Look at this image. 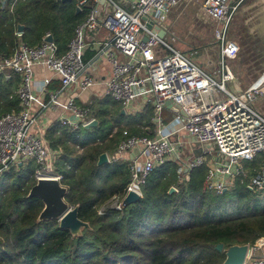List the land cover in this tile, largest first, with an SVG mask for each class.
Masks as SVG:
<instances>
[{
    "label": "built area",
    "instance_id": "built-area-1",
    "mask_svg": "<svg viewBox=\"0 0 264 264\" xmlns=\"http://www.w3.org/2000/svg\"><path fill=\"white\" fill-rule=\"evenodd\" d=\"M75 0L82 11L89 5L84 17L74 26L73 34L63 52L50 31H45L38 44L30 45L21 39L22 31L15 30L18 44L10 55L0 52V72L12 71L20 76L14 93L18 108L0 114V175L23 163L33 161L39 166L34 177L55 178L54 162L61 148L46 147L36 133L30 131L37 115L45 108L61 110L58 122L65 129H77L93 121L95 117L86 106L76 103L75 97L60 99V93L74 87L78 93L96 84L86 68L82 56L87 36L99 28L108 31L100 52L111 66L110 76L103 81L105 95L129 109L140 98L142 108L152 106L153 136L132 135L122 139L111 160L127 162L130 181L123 194L114 195L98 207L100 215L108 210H122L125 196L136 192L148 174L166 161L179 165L180 179L189 180V172L206 166L203 179L205 190L221 193L233 188L248 176L245 162L257 155H264V115L254 107V102L264 93V80L252 82L239 89L228 60L234 59L240 50L236 40L228 36L230 23L241 0H204L201 13L213 23V37L219 45L220 61L217 75L194 62L171 46L166 35L173 34L160 26L181 0ZM157 24L165 30L159 37L147 23ZM52 38L51 40L49 38ZM146 37V40L144 38ZM118 51L123 60H119ZM41 65L58 76L60 88L49 94L46 103H40L39 111L35 90L40 94L49 79H44L37 89L34 85V66ZM229 84V87H227ZM170 100L177 111L166 108ZM172 113V120L164 122L163 111ZM182 111L184 114L179 113ZM72 118V119H71ZM176 121V125H172ZM180 131L200 143L202 149L194 154L190 142L179 140ZM188 153L182 157L181 150ZM137 149V153L133 150ZM247 187L255 195H264V162L249 176ZM72 207V206H71ZM247 244L242 264H264V235Z\"/></svg>",
    "mask_w": 264,
    "mask_h": 264
},
{
    "label": "trees",
    "instance_id": "trees-1",
    "mask_svg": "<svg viewBox=\"0 0 264 264\" xmlns=\"http://www.w3.org/2000/svg\"><path fill=\"white\" fill-rule=\"evenodd\" d=\"M88 8L76 13L75 0H0V52L14 51L18 24L23 25V41L38 44L50 31L61 51ZM14 81L0 74V114L18 105ZM96 103L89 108L98 120L96 126L68 130L57 121L47 132L50 146L62 147L54 169L67 188L64 200L78 205V217L89 228L72 236L57 219L39 221L44 204L39 197H28L39 166L31 161L11 167L0 175V264H222L225 253L216 250L218 243L228 247L264 235V195L247 187L264 155L245 162L248 176L221 193L203 188L205 165L190 170L184 181L179 165L166 161L148 174L139 200L98 214V207L123 194L130 181L127 162L98 165L99 155L114 153L112 144L128 137L124 129L144 135L143 128L151 127L147 136H153L155 123L151 105L122 114V106L110 96ZM111 105L116 107L113 114ZM171 186L177 191L168 194Z\"/></svg>",
    "mask_w": 264,
    "mask_h": 264
},
{
    "label": "rangeland",
    "instance_id": "rangeland-1",
    "mask_svg": "<svg viewBox=\"0 0 264 264\" xmlns=\"http://www.w3.org/2000/svg\"><path fill=\"white\" fill-rule=\"evenodd\" d=\"M122 5L127 7L125 0H123ZM240 14L241 17H239ZM244 15L246 17L248 15L247 12H239L236 16L234 15L228 29L229 37H233V30L238 32L241 36V39L238 40L239 42L236 40L238 44L240 43L238 55L234 59L228 60V64L235 75L236 84L241 90L245 89L255 80L257 83L264 80V54L262 55L258 49L252 47L253 45L257 46L259 40L251 38V36H246L243 31L240 20L244 18ZM159 25L168 31L170 30L173 34L171 37L169 34L166 35V40L171 46L181 51L194 62L202 64L203 67L213 75H217V66L220 61V48L213 37V23L201 13L200 5H198L195 0H181L178 5L172 9L168 19L165 22H161ZM115 53L119 60L124 59L118 51H115ZM227 87H229V84H227ZM94 104L97 103L95 102ZM253 105L264 115V93ZM142 106V103H139V105L134 104L129 109L124 110L126 114H134L143 110ZM115 108L114 105H111L110 110L112 112H110V114L114 113ZM38 129L39 122L36 121L32 125L30 131L37 134ZM152 129L151 127H144V135L150 134ZM122 133L125 137L133 135L128 129H124ZM184 134L185 133L182 131L179 133V140L181 142L185 140ZM121 140L122 139H119L117 143L112 144V148L115 146L116 149V146ZM50 148L53 149L51 146ZM60 148L62 147L60 146ZM110 153H112V151ZM187 153L186 147H183L181 150L182 157H185ZM28 162L31 161L24 160L21 164L26 165ZM52 172L54 173L55 169L54 171L52 170ZM15 217L16 213L14 212L12 218Z\"/></svg>",
    "mask_w": 264,
    "mask_h": 264
},
{
    "label": "crops",
    "instance_id": "crops-1",
    "mask_svg": "<svg viewBox=\"0 0 264 264\" xmlns=\"http://www.w3.org/2000/svg\"><path fill=\"white\" fill-rule=\"evenodd\" d=\"M203 1L204 0H195V2L198 5H201ZM233 1L237 2L238 0H233ZM239 12H243V13L247 12L248 15L246 17L244 15L243 16L244 18L240 20L241 25L243 26V31L245 32L246 36H251V38H255L259 40L257 46L256 45L253 46L251 45V46L255 47V49H258L259 52L263 55L264 54V0H241L238 5L235 16ZM239 17H241V14L239 15ZM107 35H108V31L102 27L99 28L97 32L88 35L86 39V47L82 56L83 62L85 63L86 66L84 73L91 74L97 81L96 84L91 88H89L88 90L80 93H78L74 87H69L60 93L61 100H64L67 97H75V101L78 105L86 106L90 108L92 104L98 102L99 100L104 98V96H108L105 95V87L103 85V81L110 76L111 67L110 64L107 62L104 54L100 52L103 41L106 39ZM230 38L238 41L239 39H241V36L240 34H238V32H235L233 30V37ZM66 47L59 52H63L66 49ZM90 52H93V55H91V57H89ZM0 74H3L6 79L13 77L15 80L12 85L14 90L18 87L20 81V76L18 74L9 70H4L0 72ZM44 79H49V82L45 87L44 91L40 94L37 90H35L36 96L39 99L38 103L35 104L34 107L36 111H39V107H41L40 103H46L49 99V94L56 90H59L61 85L58 76L53 74L46 67H43L41 65L34 66L35 89H37V87L41 83H43ZM14 90H13V94H15ZM98 97H102V98H98ZM139 103H142L140 98L134 102V104H138V105ZM17 108L18 105L16 108H12V109H17ZM90 112L92 113L91 110ZM61 113H62L61 110H52L49 108H45V110L42 113H39L37 115L36 121L39 122V129L37 131V135L41 137L46 147L50 148L49 143L47 141L48 128L52 124L58 121V118ZM171 116L172 113L170 111L168 110L163 111V118L167 119V122L165 123H168L170 120H172L173 117ZM176 123H177L176 121H172L171 124L176 125ZM106 153L109 158H111V156H113L114 154L108 152Z\"/></svg>",
    "mask_w": 264,
    "mask_h": 264
},
{
    "label": "water",
    "instance_id": "water-1",
    "mask_svg": "<svg viewBox=\"0 0 264 264\" xmlns=\"http://www.w3.org/2000/svg\"><path fill=\"white\" fill-rule=\"evenodd\" d=\"M72 0H61V2H71ZM99 2L104 3V0H99ZM79 12L77 8L76 13ZM148 27L152 26V30L157 33L159 37L165 36V30L158 26L157 24L152 25V23H147ZM18 31L23 30V25L18 24ZM52 39L51 37L49 38ZM146 40V37L144 38ZM202 66V64H200ZM166 108H170L173 111H177V107H173L170 100L165 101ZM121 113H125V110L122 109ZM179 113L184 114L182 111ZM72 119V118H71ZM98 124V120L94 119L88 124L84 125L85 129L94 127ZM185 139L190 142L193 153L197 154L201 151L202 147L200 143L196 142L190 135H185ZM137 149L133 150L134 153H137ZM108 156L106 152H103L99 155L97 164L101 165L107 163ZM177 189L174 186H171L168 190V194L176 192ZM67 192V188L63 186L59 180L55 178L42 177L37 179L36 183L30 188L28 192V197H39L44 207L41 210L38 220H48V219H57L59 222L60 228L69 229L72 236H79L83 228H89V223L81 220L78 217V205L71 207L64 200V196ZM140 196L133 191H130L124 198L123 204L127 205L134 203L139 200ZM216 250L219 252L224 251L225 259L222 264H242L245 258L247 251V244H232L228 247H224L223 243H218L216 245Z\"/></svg>",
    "mask_w": 264,
    "mask_h": 264
}]
</instances>
